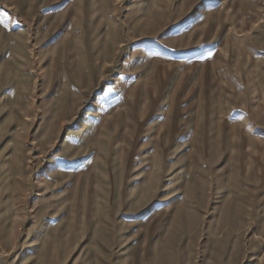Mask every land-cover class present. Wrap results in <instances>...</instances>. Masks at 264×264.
Segmentation results:
<instances>
[{
  "label": "rangeland",
  "instance_id": "rangeland-1",
  "mask_svg": "<svg viewBox=\"0 0 264 264\" xmlns=\"http://www.w3.org/2000/svg\"><path fill=\"white\" fill-rule=\"evenodd\" d=\"M260 0H0V264H264Z\"/></svg>",
  "mask_w": 264,
  "mask_h": 264
},
{
  "label": "built area",
  "instance_id": "built-area-1",
  "mask_svg": "<svg viewBox=\"0 0 264 264\" xmlns=\"http://www.w3.org/2000/svg\"><path fill=\"white\" fill-rule=\"evenodd\" d=\"M259 25H260V29H261V36H262V39H263L262 52L264 54V0H260Z\"/></svg>",
  "mask_w": 264,
  "mask_h": 264
},
{
  "label": "crops",
  "instance_id": "crops-1",
  "mask_svg": "<svg viewBox=\"0 0 264 264\" xmlns=\"http://www.w3.org/2000/svg\"><path fill=\"white\" fill-rule=\"evenodd\" d=\"M262 37V36H261ZM262 39V38H261Z\"/></svg>",
  "mask_w": 264,
  "mask_h": 264
}]
</instances>
